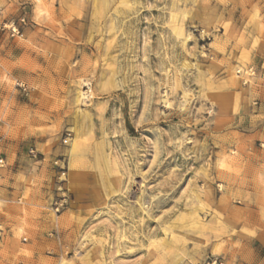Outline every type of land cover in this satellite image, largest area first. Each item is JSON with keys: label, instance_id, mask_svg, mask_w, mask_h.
<instances>
[{"label": "rangeland", "instance_id": "374dc122", "mask_svg": "<svg viewBox=\"0 0 264 264\" xmlns=\"http://www.w3.org/2000/svg\"><path fill=\"white\" fill-rule=\"evenodd\" d=\"M263 76L264 0H0V264H264Z\"/></svg>", "mask_w": 264, "mask_h": 264}, {"label": "built area", "instance_id": "2783aa9c", "mask_svg": "<svg viewBox=\"0 0 264 264\" xmlns=\"http://www.w3.org/2000/svg\"><path fill=\"white\" fill-rule=\"evenodd\" d=\"M242 71L241 70H238V73H241ZM249 74V76H252L254 74V71H253V68H249V71L247 72ZM264 77V76H263ZM29 152L30 154L33 156V157H37L38 156V152L36 151L35 148L31 147L29 149ZM6 166V162H5V159L4 158H0V167H5ZM66 201V200H64ZM64 201H60L59 203L57 202V207H56V210H60V208H63L65 205ZM203 264H229L228 263V260L226 259V257L224 256H221V255H211V256H208L206 258V260L203 262Z\"/></svg>", "mask_w": 264, "mask_h": 264}, {"label": "bare ground", "instance_id": "6f19581e", "mask_svg": "<svg viewBox=\"0 0 264 264\" xmlns=\"http://www.w3.org/2000/svg\"><path fill=\"white\" fill-rule=\"evenodd\" d=\"M181 30V29H180ZM189 34H191V33H189Z\"/></svg>", "mask_w": 264, "mask_h": 264}]
</instances>
